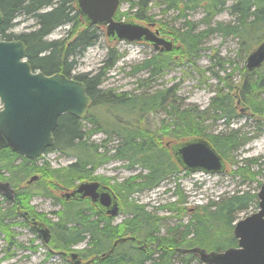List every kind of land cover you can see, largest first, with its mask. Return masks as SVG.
Returning a JSON list of instances; mask_svg holds the SVG:
<instances>
[{
	"label": "trees",
	"instance_id": "obj_1",
	"mask_svg": "<svg viewBox=\"0 0 264 264\" xmlns=\"http://www.w3.org/2000/svg\"><path fill=\"white\" fill-rule=\"evenodd\" d=\"M52 0H0V10L3 15L0 24V39H20L27 47V59L31 67L40 70L45 74L55 72L62 73L68 77L73 69L74 60L67 58L66 53L83 51L85 47L93 44L97 39L96 25L87 24L79 15L75 6V0H59L52 8L37 12L46 7ZM129 3V9L135 8L133 16L138 20L152 21L153 16L147 14L148 5L153 1L161 2L165 8L163 12L175 10L179 17H186V11L195 7H201L205 12V19L209 21L217 15L224 6V0H119ZM235 21L230 23L216 22L214 26L206 30L196 31L191 23L187 29L175 34L179 41V52L183 57L191 58L200 41L211 31H222L226 35H233L237 38L240 49L246 55L260 41L264 39V0H234L229 6ZM69 11L72 16H69ZM21 12L24 15L33 13L37 27L32 31L22 34H12L8 28L15 16ZM124 13L115 12L114 19L120 20ZM136 21L134 18H129ZM126 19V20H129ZM137 20V21H138ZM63 21L72 22V28L68 33L59 39L43 40L49 31L60 25ZM205 21V23H207ZM207 24H210V23ZM159 31V30H158ZM162 33L166 31L160 30ZM167 38H170L166 36ZM171 39V38H170ZM172 40V39H171ZM107 41L110 40L107 38ZM64 49V50H63ZM41 53V54H38ZM119 55L113 56L109 51L103 61V69H110ZM174 59L171 54L163 51L158 52L151 58L145 60L136 69L151 68V73L162 71ZM104 72H97L94 75L82 74L73 76L74 79L82 81L86 86L87 95L90 98V107L87 112V120L90 123L101 124V130L107 135L98 145L87 143L86 132L83 131L81 119L69 114H62L58 118L57 126L53 131L54 144L48 150H58L64 155L74 156V161L64 168H52L46 162L38 165L37 160H28L12 152L9 148L0 149V181H8L14 189V199L8 201L7 207L0 206V230L9 243L12 242V225L5 220L19 215L23 209L32 212L23 203L22 196L30 193L32 184L22 185L30 176L37 175L35 184L43 181L42 188L48 193L46 185L51 184L54 189H65L74 184L75 181L88 179L97 165L114 157L125 161V167L132 168L135 165L145 170L144 174H137L133 178L138 182H131V189L127 193L140 191L142 188L152 189L157 187L168 176L179 171V166L173 160L172 154L167 147L161 145L160 136L151 132L149 128L139 125V120L144 114L154 112L168 103L167 90H158L152 94L129 92L114 93L111 90H102L101 76ZM219 77V76H218ZM220 79L224 77H219ZM243 79V80H242ZM241 84L239 87L240 100L246 104L252 112L255 120H264V108L259 95L264 93V63L251 71L245 66L241 68ZM238 84V82H237ZM234 86L236 91V86ZM233 88L230 84L228 89H218L216 94L210 98L209 105L205 110H198L193 107H185L177 112V128L173 132L178 140L184 137L201 136L208 140L216 151L222 156L225 165L235 164L232 158V151L246 143L249 137L237 130L206 134L200 129V123L206 118L207 112L211 111L213 120H222L228 124L229 121L238 115L234 102L236 97L230 93ZM171 103L169 102V105ZM122 112V113H121ZM179 131V132H178ZM180 134V135H179ZM112 136L119 139L112 154H107L105 142ZM105 148L98 152V148ZM166 147V148H165ZM20 164H14L15 160ZM45 163V164H44ZM7 171V175L5 172ZM241 174L244 170L240 168ZM246 175V173H245ZM244 175V177H245ZM248 177L254 179V173ZM22 186V187H20ZM127 188V187H125ZM115 189V188H114ZM115 192L119 194L117 188ZM123 214L129 216L120 225L111 224L109 218L101 216L102 220H89L78 217L80 215L76 206L70 209L65 208V222L71 223L63 232L56 233L51 240V245L56 249H71V246L85 238L88 239L89 248L85 250L88 254H99L109 248L112 241L121 236L131 235L135 239L119 243L114 251L95 263L89 264H176L174 255H180L181 263L187 264L188 258L193 257L191 253L183 249L198 246L206 250L221 251L229 246L236 245V239L229 234L236 215L240 211L247 210L256 200V193L249 190L237 191L227 196L220 197L216 202L207 206H200L184 230L177 237L175 236H154L158 232V216L145 208V205L136 200H127L121 195ZM179 198L177 203L181 202ZM64 204V203H63ZM81 216V215H80ZM209 221H215L217 228L214 235L217 238L227 237V244L213 241ZM33 230V229H32ZM192 234L190 238L188 235ZM215 238V237H214ZM152 240L156 243L157 255L153 256V250L145 252L139 249V244H149ZM132 244L131 251L126 246ZM186 257H188L186 259Z\"/></svg>",
	"mask_w": 264,
	"mask_h": 264
},
{
	"label": "rangeland",
	"instance_id": "obj_2",
	"mask_svg": "<svg viewBox=\"0 0 264 264\" xmlns=\"http://www.w3.org/2000/svg\"><path fill=\"white\" fill-rule=\"evenodd\" d=\"M233 1L224 0L223 9L210 22L206 21L205 12L199 6L187 10L186 17H179L175 10L163 12L165 6L159 1H153L148 5L147 14L153 16L154 20H138L133 16L135 8L129 9V3L123 2L118 6V11L124 13L121 19L134 18L141 23H154L153 28L158 29L161 35L172 39V49L166 52L170 53L174 60L157 73H151L150 67L136 69L158 51L150 44L143 42L116 40L109 42L105 26L101 25L96 27L97 39L93 44L80 52H78L79 47L76 48L71 57L74 60V66L70 71V76L94 75L97 72H104L99 88L111 90L114 93L152 94L158 90L166 89L168 103L154 112L144 114L139 120V125L149 128L151 132H156L161 138L162 146L166 142L175 143L187 140L188 136L178 140L175 138L173 130L177 128L176 110L185 107L205 110L209 105L210 98L216 94L217 90L222 88L223 91H226L229 84L233 86L230 90V93L233 94L234 86L238 81H241V68L244 67L247 54L245 55L240 49L235 36L226 35L222 31H211L200 41L191 58L183 57L180 55L179 41L175 38V34L187 29L191 23L194 24L196 31L206 30L208 27L214 26L216 22L232 24L235 21V16L231 14L229 6ZM12 22L13 26L8 31L12 34L29 32L36 28V20L30 15L19 13ZM72 26V22L65 23L55 28L45 39H59L66 35ZM160 30L166 32L162 33ZM257 45H254L253 49ZM110 50H112L113 56L118 54L119 57L110 69L104 70L103 61ZM218 76L224 78L220 79ZM259 97L264 108V93H261ZM210 116H212L211 111L207 112L206 119L200 123V129L206 134L237 130L249 137L245 144L232 151L235 164L227 163L226 169L222 173L191 172L178 168V172L168 176L157 187L142 188L140 191L128 194L127 190L131 189L130 183L138 182L133 177L139 173H145V170L140 166L135 165L132 168H127L125 161L110 156L107 161L97 165L92 172V176L104 180L115 189L117 188L120 196L123 194L129 201L136 200L144 204L147 210L158 216L157 227L159 230L153 234L154 236L177 237L200 206H207L216 202L220 197L237 191L249 190L257 193L260 185L264 182V120L258 121L253 117L238 113L226 124L222 120H213L209 118ZM81 122L83 131L86 132L87 143L99 146L107 135L98 126L91 124L87 120V115L81 118ZM118 141V138L112 136L105 142L108 155L112 154ZM105 148H98V152H102ZM166 149L169 152V148ZM74 158V156L64 155L58 150L52 149L44 151L36 159V162L38 165L46 162L52 168H64L73 162ZM19 162L20 160L17 159L14 164H20ZM240 168L244 170V175L246 173L245 177L239 171ZM249 173H254V179L248 177ZM7 174L6 171L5 175ZM34 182L31 183L30 193L22 196L23 203L27 202L26 206L32 210V215L43 220L52 230L62 233L63 226L67 224V221L65 222L67 217L63 211L60 195L73 185L65 189H54L51 184L47 183L46 187L50 191L48 193L42 188L43 181L37 184ZM22 183L25 185L26 181L20 182L21 185ZM179 198H182V201L177 203ZM257 202L256 196V200L247 210L237 213V219L234 222L256 212ZM8 205V201L0 193V206L7 207ZM76 209L81 215L78 217H82V219L95 217L84 202L78 204ZM128 216V214L118 215L112 219V223L120 225ZM5 222L12 224L9 229L13 233L12 242H14L9 243L0 230V264H72L67 258L52 253L48 248L50 244L43 245L36 232L24 225L20 215L17 214ZM209 227L212 236L215 237H212L214 242L227 244V237L217 238L214 235L217 228L215 221H209ZM232 229L229 232L231 235H233ZM191 236L192 234L187 238ZM132 246V244H128L127 250L131 251ZM74 247L80 251L83 260L94 255L85 251L88 247L86 238ZM155 247L156 243L152 240L149 244H144L143 249H140L147 253L153 250V256H156L158 251ZM180 260V255L175 254V263L182 264ZM187 260V264H203L195 256Z\"/></svg>",
	"mask_w": 264,
	"mask_h": 264
},
{
	"label": "water",
	"instance_id": "obj_3",
	"mask_svg": "<svg viewBox=\"0 0 264 264\" xmlns=\"http://www.w3.org/2000/svg\"><path fill=\"white\" fill-rule=\"evenodd\" d=\"M119 0H75L79 15L89 25H104L107 38L117 41L145 42L158 51H170L173 42L159 36L158 30L133 19L115 20L114 14ZM3 15L0 10V24ZM264 63V39L251 50L245 59V69L251 71ZM241 82L236 86L235 108L239 113L251 116L249 107L240 100L238 93ZM0 149L12 152L28 160L38 159L43 152L53 146V131L58 118L69 114L78 119L85 116L90 107V98L85 84L73 77L55 72L45 74L31 67L27 59V47L20 39L0 40ZM169 146V143L165 144ZM171 154L183 170L204 173H222L226 168L222 156L201 136L189 138L170 145ZM38 178L32 175L26 184ZM99 185L96 182L81 181L76 187L62 195L69 199L89 195L111 215L123 212L119 201L110 195L109 189L99 202L93 193ZM0 193L8 201L14 199V189L8 181H0ZM258 209L233 224L232 234L235 246L221 251L206 250L194 246L183 249L194 254L203 264H264V182L256 193ZM20 215L28 214L25 210ZM40 241L46 244L50 238L49 229L42 222H33ZM133 236H121L113 240L109 248L82 263L78 252H58L71 258L74 264L95 263L112 253L115 247Z\"/></svg>",
	"mask_w": 264,
	"mask_h": 264
},
{
	"label": "flooded vegetation",
	"instance_id": "obj_4",
	"mask_svg": "<svg viewBox=\"0 0 264 264\" xmlns=\"http://www.w3.org/2000/svg\"><path fill=\"white\" fill-rule=\"evenodd\" d=\"M142 24H144V25H149V24L151 25V24H152V25L154 26V23H147V24L142 23ZM153 26H152L151 28H152L153 30H155L156 28H153ZM157 30H158V29H157ZM15 35H16V34H15ZM159 36H162V35L160 34V32H159ZM166 143H169V146H167V148H169V150H171V149H170V145H171L172 143H170V142H166ZM166 143H165V144H166ZM93 170H94V169H93ZM92 172H93V171H92ZM81 181H86V182H96V183L99 185V188H97L93 193L95 194V198H96L100 203H101V202H105V200L102 199V196H103L105 193H107L105 188L109 189L110 193H112V194H110V195H113V197H115V198L119 201V203L121 204V206H122V208H123V204H122L121 196L115 192V189H114L110 184H107L104 180H101V179H99V178H97V177L92 176V173H91V175H90V177H89L88 179L75 181L74 184H73V186H72L71 188H67L66 192H70V191H72V190L76 187V185H78ZM104 187H105V188H104ZM61 199H62L61 204H62L63 209H64V206H65V208L67 207V209H70L71 207L77 206V205L80 204V203H83V202L86 203V204L88 205V208H89V209L91 210V212L93 213V216H95L94 218H90V217H89V220H97V219H100L101 216H103V217L109 218L111 224H113V225H117V224L112 223V219L115 218V217H117L118 215H121V214H122V213H120V214H118V215H111V214L107 213V212L105 211V209L102 208V207H100V206L94 201V199H92V197L89 196V195H86V196H84V197H82V198H80V197H72V198L66 199V198L62 197ZM63 203H64V204H63ZM23 210H25L26 212H28V214H26L25 216L20 215L21 218H22V220H23L24 225H26L27 227H29L31 230L33 229V231L36 232L37 227L33 224V222L37 221V222H42V223H44L45 226L49 229V232H50V238H49L48 242H47L46 244H44V243H42V242H41V243H42L43 245H47V246H48V244H50V246H51L52 248H51L50 246H48V248H49V250H50L52 253H55L56 255L63 256V257H65V258H67L72 264H74V263L71 261V258H70L69 256H66L65 254H61V253H58V252H65V251H66V252H72V251H75V252H78V258H79L80 260H82V261H86V260H83L81 254H80V251H79L76 247H74V245H76L77 243L83 241L84 239L81 240V241H78V242L74 243V244L71 246V249H70V250H67V249H56L55 247H53V246L51 245V244H52V243H51V240H52L53 236L56 235V233H60L61 231L58 232V231L52 230V229H51V228H50V227H49V226H48L43 220H41L40 218H38V217L35 216V215H32V214L29 213V211H27L26 209H23ZM93 216H92V217H93ZM100 220H102L101 223L103 224L104 220H103V219H100ZM68 224H71V223H67L66 226H63L62 230H64L66 227L70 226V225H68ZM36 233H37V232H36ZM86 239H87V238H86ZM87 242H88V239H87ZM138 246H139V249H140V248L143 249L144 244H139ZM53 248H54V249H53ZM87 248H89V243H88V247H87Z\"/></svg>",
	"mask_w": 264,
	"mask_h": 264
},
{
	"label": "bare ground",
	"instance_id": "obj_5",
	"mask_svg": "<svg viewBox=\"0 0 264 264\" xmlns=\"http://www.w3.org/2000/svg\"><path fill=\"white\" fill-rule=\"evenodd\" d=\"M59 0H52L51 1V3L48 5V6H46V7H42L41 9H39L37 12L39 13V12H42V11H44V10H47L48 8H52V7H54L55 5H56V3L58 2ZM19 13H21V12H19ZM18 13V14H19ZM17 14V15H18ZM69 16L71 17L72 16V14H71V12L69 11ZM16 15V16H17ZM28 16L30 15V16H32L33 18H35L33 15V13H30V14H27ZM15 16V17H16ZM36 20V19H35ZM65 23H67V21H63L60 25H58V26H56V27H54V28H52L50 31H49V34L55 29V28H57V27H59V26H61V25H63V24H65ZM13 26V22H12V24L10 25V27L8 28V30L9 29H11V27ZM36 27H37V23H36ZM23 33H26V32H23ZM20 34H22V33H20ZM43 40H46V39H44V37H43ZM64 50V49H63ZM38 54H41V53H38ZM66 55H67V58L69 59L71 56H73V54L71 53V52H68V54L66 53ZM91 124H93V125H96V126H98V128H101V124H98V123H91ZM117 138V137H116Z\"/></svg>",
	"mask_w": 264,
	"mask_h": 264
}]
</instances>
